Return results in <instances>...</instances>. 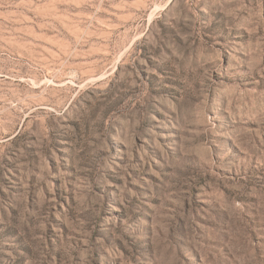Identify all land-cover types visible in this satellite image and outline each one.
I'll return each instance as SVG.
<instances>
[{
  "label": "rangeland",
  "instance_id": "obj_1",
  "mask_svg": "<svg viewBox=\"0 0 264 264\" xmlns=\"http://www.w3.org/2000/svg\"><path fill=\"white\" fill-rule=\"evenodd\" d=\"M0 264H264V0H0Z\"/></svg>",
  "mask_w": 264,
  "mask_h": 264
},
{
  "label": "bare ground",
  "instance_id": "obj_2",
  "mask_svg": "<svg viewBox=\"0 0 264 264\" xmlns=\"http://www.w3.org/2000/svg\"><path fill=\"white\" fill-rule=\"evenodd\" d=\"M4 75H5V74H4ZM4 75H3V76H4ZM1 76H2V74H1V72H0V77H1ZM3 76H2V77H3Z\"/></svg>",
  "mask_w": 264,
  "mask_h": 264
}]
</instances>
